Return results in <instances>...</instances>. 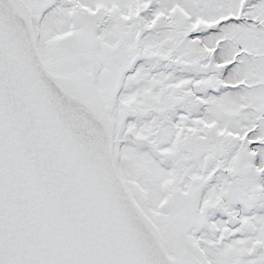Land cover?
Segmentation results:
<instances>
[{"label": "snow or ice", "instance_id": "obj_1", "mask_svg": "<svg viewBox=\"0 0 264 264\" xmlns=\"http://www.w3.org/2000/svg\"><path fill=\"white\" fill-rule=\"evenodd\" d=\"M0 264H264V0H0Z\"/></svg>", "mask_w": 264, "mask_h": 264}]
</instances>
